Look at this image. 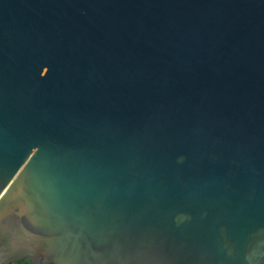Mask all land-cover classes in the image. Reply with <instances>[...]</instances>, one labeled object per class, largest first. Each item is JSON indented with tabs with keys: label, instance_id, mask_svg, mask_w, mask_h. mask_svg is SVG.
<instances>
[{
	"label": "water",
	"instance_id": "water-1",
	"mask_svg": "<svg viewBox=\"0 0 264 264\" xmlns=\"http://www.w3.org/2000/svg\"><path fill=\"white\" fill-rule=\"evenodd\" d=\"M264 264V0H0V264Z\"/></svg>",
	"mask_w": 264,
	"mask_h": 264
},
{
	"label": "flooded vegetation",
	"instance_id": "flooded-vegetation-1",
	"mask_svg": "<svg viewBox=\"0 0 264 264\" xmlns=\"http://www.w3.org/2000/svg\"><path fill=\"white\" fill-rule=\"evenodd\" d=\"M10 264H36V263H33L29 260H26V259H23V260H19L17 262H13V263H10Z\"/></svg>",
	"mask_w": 264,
	"mask_h": 264
}]
</instances>
